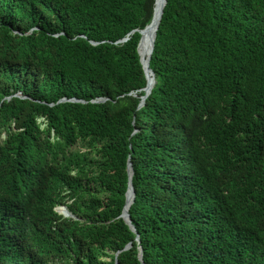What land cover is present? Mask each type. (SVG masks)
Segmentation results:
<instances>
[{
	"label": "trees",
	"instance_id": "trees-1",
	"mask_svg": "<svg viewBox=\"0 0 264 264\" xmlns=\"http://www.w3.org/2000/svg\"><path fill=\"white\" fill-rule=\"evenodd\" d=\"M155 2L0 0V264H264V0H167L140 107Z\"/></svg>",
	"mask_w": 264,
	"mask_h": 264
},
{
	"label": "bare ground",
	"instance_id": "bare-ground-1",
	"mask_svg": "<svg viewBox=\"0 0 264 264\" xmlns=\"http://www.w3.org/2000/svg\"><path fill=\"white\" fill-rule=\"evenodd\" d=\"M165 2H166V0H156L152 22L142 32L143 36L145 37V40L143 42V45H142L143 49H141L142 53H140V55H141V58H142V61H143L144 64H146L148 62V60H149V58L151 56L152 48H153V42H154L155 35H156V32H157V27H158V25L160 23V20H161L162 11H163V9L165 7ZM153 35H154V39H153V42H152V46H150V42H151V39H152ZM148 56H149V58H148ZM148 73L152 74L151 72L148 71L147 75H148ZM147 80H148V76H147ZM148 83H149V85L146 88V91H151L153 86H154V79H152V78L150 79L149 78ZM132 200H133V193H132V190H130L128 195H127V207L125 209V214L124 215L127 214V209L130 206Z\"/></svg>",
	"mask_w": 264,
	"mask_h": 264
},
{
	"label": "water",
	"instance_id": "water-1",
	"mask_svg": "<svg viewBox=\"0 0 264 264\" xmlns=\"http://www.w3.org/2000/svg\"><path fill=\"white\" fill-rule=\"evenodd\" d=\"M166 4H167V0H166V2H165V6H166ZM164 8H165V7H164ZM163 12H164V9H163V11H162V16H163ZM162 16H161V19H162ZM160 22H161V20H160ZM159 25H160V23H159ZM159 25H158V27H157V30H158V28H159ZM147 27H148V26H147ZM147 27H146V28H147ZM146 28H145V29H146ZM142 32H143V30L139 32V33L141 34V40H140V43H139V46H138V52H139V55H140V45H141V41H142ZM133 33H134V32H132V34H133ZM156 34H157V32H156ZM155 38H156V35H155ZM127 40H128V39L126 38V39L123 40L122 42H125V41H127ZM154 43H155V39H154V42H153L152 53H153V50H154ZM152 53H151V56H152ZM151 56H150L148 62H147L146 64H144L143 61H142L141 55H140V61H141L142 65H143V68H144V71H145V74H146V78H147V72H148V71L151 72L152 75L154 76L153 79H154V85H155V83H156V81H155V75H154L153 71H152L151 68H150V60H151ZM147 85H148V81H147ZM153 87H154V86H153ZM152 89H153V88H152ZM144 90H145L146 94L142 97V101H141L140 107H142V106L145 105V101H146V99L148 98V96L151 94V91H152V90H151V91H146V88H145ZM128 172H129L130 179H129V189H128L127 195H128V193H129V191L132 190V193H133V200H132V202H131V204H132L133 201H134V198H135V191H134V188H133V185H132L133 166H132V163H131V162L129 163V166H128ZM131 204H130V206H129L128 209H127V214L124 215V214H125V209H126V207H127V200H126V205H125V208H124V211H123V215H122V217L124 218V220H125L129 225H131L130 227L135 231V229L133 228V225H132L131 219H130V214H129V209H130V207H131ZM65 212H66L68 215L71 216V214H70L67 210H65ZM137 240L139 241V238H138ZM130 247H131V246H130ZM128 248H129V247H128ZM140 259L142 260V250H141V253H140Z\"/></svg>",
	"mask_w": 264,
	"mask_h": 264
},
{
	"label": "rangeland",
	"instance_id": "rangeland-1",
	"mask_svg": "<svg viewBox=\"0 0 264 264\" xmlns=\"http://www.w3.org/2000/svg\"><path fill=\"white\" fill-rule=\"evenodd\" d=\"M149 57V56H148ZM58 210V212L60 213V214H62L63 216H65V217H70V215H68L66 212H65V210L61 207V208H58L57 209ZM30 219L29 218H26V222L28 223V230H31L32 229V223H31V220L29 221ZM30 224H31V226H30ZM30 237V236H29Z\"/></svg>",
	"mask_w": 264,
	"mask_h": 264
},
{
	"label": "clouds",
	"instance_id": "clouds-1",
	"mask_svg": "<svg viewBox=\"0 0 264 264\" xmlns=\"http://www.w3.org/2000/svg\"><path fill=\"white\" fill-rule=\"evenodd\" d=\"M144 91H145V90H144ZM129 163H130V162H129ZM128 166H129V165H128ZM63 209L66 210V208H63ZM28 218L31 220L30 217H28ZM123 219H124V218H123ZM30 220H29V221H30ZM31 223H32V220H31ZM30 226H31V224H30ZM130 226H131V225H130ZM133 228H134V227H133ZM132 230H133V229H132ZM133 231H134V230H133ZM137 239H138V238H137ZM138 242H139V241H138ZM128 247H130V246H128ZM128 247H127V248H128ZM141 261H142V260H141Z\"/></svg>",
	"mask_w": 264,
	"mask_h": 264
}]
</instances>
